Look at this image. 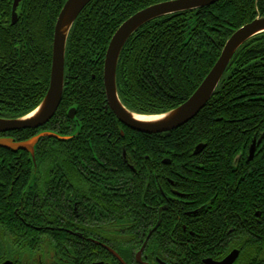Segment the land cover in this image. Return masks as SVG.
Listing matches in <instances>:
<instances>
[{
	"label": "trees",
	"instance_id": "trees-1",
	"mask_svg": "<svg viewBox=\"0 0 264 264\" xmlns=\"http://www.w3.org/2000/svg\"><path fill=\"white\" fill-rule=\"evenodd\" d=\"M167 1L173 0H93L75 21L66 45L62 100L54 117L38 131L8 135L9 139L27 141L39 133L51 132L66 140L40 139L34 158L26 152L0 149V227H7L0 234V263L63 264L61 261L69 260L79 264H120L98 244L86 242L89 248L71 246L76 238H67L57 231L61 220L55 215L47 216L45 200L52 179L47 172L50 166L83 162L94 165L90 160L94 153L86 149L105 148L101 136L107 137L111 131L115 139L124 143L118 144L113 154L100 151L97 164H122L124 151L126 161L138 166L129 173L133 180L152 178L151 167L148 175L140 167L158 164V148L162 145L166 159L177 166L186 163L194 147L205 144L203 152L192 158L198 172L211 170L207 177L204 174L199 178L214 180L217 185H223L227 166L237 154H242L252 172L253 167L264 169V34L238 49L212 97L189 124L169 133L145 135L122 126L108 108L103 65L112 36L137 12ZM65 2L21 0L16 9L18 20L27 22L0 26L1 117L22 118L41 103L49 86L54 25ZM0 5V21L9 20L13 0H0ZM256 18H264V0H222L204 9L148 23L129 39L120 55L116 70L120 102L130 112L148 116L177 108L207 76L231 35ZM71 108L75 109L72 120L67 114ZM186 130L187 140L178 139ZM254 140H259L254 159L247 162ZM1 165L5 168L1 169ZM16 177L18 181L13 185ZM253 180L252 174L248 178L250 189H246L244 212H249V207L252 213L255 211L254 201L249 202L255 199L250 193ZM34 187L39 193L33 192ZM10 195L12 201L17 199L21 205L18 218L14 217L15 210L4 203ZM33 196L38 200L33 202ZM260 197H264V185L259 189ZM260 206L264 209V203ZM132 223L130 241H126L127 235H118L116 246H112L126 264H136L135 253L140 247L142 218L133 215ZM91 230L82 237L93 236ZM155 234L149 237L150 243ZM166 248L162 249L164 254L173 259ZM247 255L253 258L245 251Z\"/></svg>",
	"mask_w": 264,
	"mask_h": 264
},
{
	"label": "flooded vegetation",
	"instance_id": "flooded-vegetation-1",
	"mask_svg": "<svg viewBox=\"0 0 264 264\" xmlns=\"http://www.w3.org/2000/svg\"><path fill=\"white\" fill-rule=\"evenodd\" d=\"M15 13L14 23L11 13L9 20L0 21V26L27 22L18 20V14ZM17 53L20 55V52ZM0 81H3L1 77ZM33 86L36 88L37 83ZM0 119L13 118L0 116ZM188 132L186 130L179 134L178 139L184 141L181 137L186 139ZM11 133L0 134V139H9ZM113 134L114 131H111L107 137L101 136L106 142L105 148L86 149V152L94 153L95 157L93 155L90 159L95 162L94 165L84 162L76 165L59 164L50 166V172L47 171L52 176L45 196L47 216L50 218L55 215L61 220L57 231L64 233L67 238H76L71 246L89 248V243L98 244L105 251L112 250L118 235H127L126 241H130L132 217L135 215L142 218L140 247L136 253L146 245L141 255L143 264H223L233 253L237 254L231 264H264V209L260 206L264 203V197L259 198V189L264 185V169L253 167L252 172V167L243 162L242 154H237L227 166L223 185H217L214 180L200 179L204 174L207 177L211 170L198 172V165L192 158L196 147L203 146L201 154L205 144L194 147L186 163L177 166L166 159L162 145L158 148L161 158L158 164L140 167L145 175H148L151 167L154 170L152 178L133 180L129 173H133L137 165L126 161L124 151L122 164H97L96 155L100 151L113 154L118 144L124 143L115 139ZM180 144L182 146L183 143ZM246 161L250 162L248 155ZM3 167L1 165V169ZM252 174L254 185L250 193L254 194L255 199L249 202L255 203L253 213L250 207L249 212H244L246 189H250L247 186L248 178ZM17 181L18 177L13 185ZM135 181H138L137 185ZM33 192L37 194L39 190L34 187ZM12 199L10 195L4 203L10 210H15L14 217L18 218L21 205L18 204L19 200ZM36 200V196H33L32 201ZM49 229L52 230L51 227ZM5 230L7 227H0V234L5 233ZM88 230L93 232V236L84 239L82 235ZM149 234L151 237L153 234L156 236L151 243ZM164 247L172 253L173 259L164 254ZM245 251L253 254V258L245 256ZM151 252L156 254L152 256ZM37 262L54 264L52 261ZM61 262L79 264V261Z\"/></svg>",
	"mask_w": 264,
	"mask_h": 264
},
{
	"label": "water",
	"instance_id": "water-1",
	"mask_svg": "<svg viewBox=\"0 0 264 264\" xmlns=\"http://www.w3.org/2000/svg\"><path fill=\"white\" fill-rule=\"evenodd\" d=\"M92 1L93 0H66L54 25L50 81L47 92L39 106L30 114L17 119H0V134L25 130H38L53 118L61 102L64 88V64L67 40L75 21ZM220 1L222 0H173L154 4L128 18L116 30L105 53L103 65V87L107 106L121 125L133 132L145 135H158L173 131L185 125L197 116L206 106L228 64L238 49L251 39L264 34V18H256L252 22L239 28L226 41L219 58L207 76L184 103L165 114L146 116L153 118V120H138L137 117L143 115L134 114L127 110L120 102L116 88L117 65L126 43L139 29L154 20L166 16L204 9ZM20 2L21 0L13 1V23L16 20L15 12ZM74 115L75 110L70 109L68 112L69 119H73ZM43 138H54L62 141L66 140V138L60 137L54 133L43 132L30 140L22 142H16L13 139H0V149L12 152H26L34 158L35 147L38 141ZM255 148L256 142L253 141L249 148L248 161H252ZM202 149L203 146L196 147L194 155L199 154ZM150 235L151 234H149V236ZM144 246L135 256L138 264H143L141 262V255ZM107 251L116 258L120 264H126L115 251L110 249H107ZM236 254L237 253H233L230 255L223 264L233 263L236 259ZM1 264L12 263L6 261Z\"/></svg>",
	"mask_w": 264,
	"mask_h": 264
},
{
	"label": "bare ground",
	"instance_id": "bare-ground-1",
	"mask_svg": "<svg viewBox=\"0 0 264 264\" xmlns=\"http://www.w3.org/2000/svg\"><path fill=\"white\" fill-rule=\"evenodd\" d=\"M137 119L141 121L153 120V118L146 117V116H138Z\"/></svg>",
	"mask_w": 264,
	"mask_h": 264
}]
</instances>
